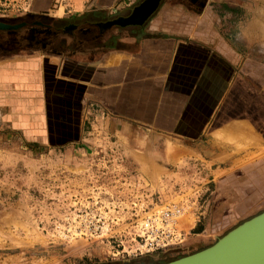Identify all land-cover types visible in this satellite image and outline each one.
<instances>
[{"label":"crops","instance_id":"obj_1","mask_svg":"<svg viewBox=\"0 0 264 264\" xmlns=\"http://www.w3.org/2000/svg\"><path fill=\"white\" fill-rule=\"evenodd\" d=\"M206 3L193 11L164 0L142 23L115 25L95 44L0 56V127L29 143L83 151L92 106L113 132L120 125L157 135L164 152L153 159L203 161L207 214L189 228L193 235L233 228L264 211V124L257 123L264 116V67L202 24ZM243 137L256 145L235 152ZM168 147H176L172 159Z\"/></svg>","mask_w":264,"mask_h":264},{"label":"rangeland","instance_id":"obj_2","mask_svg":"<svg viewBox=\"0 0 264 264\" xmlns=\"http://www.w3.org/2000/svg\"><path fill=\"white\" fill-rule=\"evenodd\" d=\"M138 1L0 0V23L44 21L61 30L92 10L99 14L92 22L123 16ZM203 1L202 24L264 67V0ZM7 34L0 30V39ZM13 51L18 50H0V56ZM92 108L84 121L83 151L76 145L29 143L19 131L0 127V264H158L211 245L232 227L206 236L189 230L202 211L190 204L199 206L204 198L199 187L207 184L200 158L153 159L164 152L157 135L120 125L113 132ZM263 117L257 123L264 124ZM255 145V139L243 137L233 147L240 152ZM176 152V147L166 150L170 159ZM129 153L143 161L133 162ZM157 163L162 168L155 172ZM177 204L187 207L177 223V230L188 233L185 241L150 254L134 251L135 224L159 207Z\"/></svg>","mask_w":264,"mask_h":264},{"label":"water","instance_id":"obj_3","mask_svg":"<svg viewBox=\"0 0 264 264\" xmlns=\"http://www.w3.org/2000/svg\"><path fill=\"white\" fill-rule=\"evenodd\" d=\"M159 0H144L129 16L107 25L142 23ZM0 23V30L17 28ZM163 264H264V211L241 222L217 238L211 245Z\"/></svg>","mask_w":264,"mask_h":264},{"label":"flooded vegetation","instance_id":"obj_4","mask_svg":"<svg viewBox=\"0 0 264 264\" xmlns=\"http://www.w3.org/2000/svg\"><path fill=\"white\" fill-rule=\"evenodd\" d=\"M142 1L144 0H139L125 15L115 16L101 22H92V19H96L97 15H99L95 10H92L91 15L81 16L77 23L67 24L61 30L54 29L52 24L44 21H32L27 25L23 23L17 28L5 30L8 34L6 38L0 39V50L12 51L14 49L31 50V48H39L43 51L59 53L67 42H89L95 44L96 41L109 33L110 28L115 27V24L107 25L108 22L129 16L132 10ZM163 1L159 0L155 9H158ZM173 1L180 3V5H187L193 11L198 10L203 5V0ZM102 28L103 30H101ZM93 31L96 33L93 34Z\"/></svg>","mask_w":264,"mask_h":264},{"label":"built area","instance_id":"obj_5","mask_svg":"<svg viewBox=\"0 0 264 264\" xmlns=\"http://www.w3.org/2000/svg\"><path fill=\"white\" fill-rule=\"evenodd\" d=\"M190 205L193 209H202L194 216V222H198L205 213V202L202 201L198 206V203L193 201ZM186 208L183 204L165 205L139 220L132 234L133 240H136L134 251L139 255L150 254L183 243L188 233L177 230V223L186 213Z\"/></svg>","mask_w":264,"mask_h":264},{"label":"trees","instance_id":"obj_6","mask_svg":"<svg viewBox=\"0 0 264 264\" xmlns=\"http://www.w3.org/2000/svg\"><path fill=\"white\" fill-rule=\"evenodd\" d=\"M209 246V245H208ZM207 247V246H206ZM199 250H201V249H198V250H196V251H199ZM195 251V252H196ZM180 257H182V256H180ZM177 258H179V257H177ZM177 258H175V259H177ZM168 261H170V260H168ZM168 261H164V262H161V263H158V264H163V263H165V262H168ZM95 264H108V263H95Z\"/></svg>","mask_w":264,"mask_h":264}]
</instances>
